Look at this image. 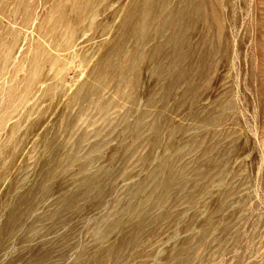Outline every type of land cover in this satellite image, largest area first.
<instances>
[{
	"label": "rangeland",
	"instance_id": "obj_1",
	"mask_svg": "<svg viewBox=\"0 0 264 264\" xmlns=\"http://www.w3.org/2000/svg\"><path fill=\"white\" fill-rule=\"evenodd\" d=\"M222 1L163 102L172 66L120 77L135 0H0V264H264V0Z\"/></svg>",
	"mask_w": 264,
	"mask_h": 264
},
{
	"label": "bare ground",
	"instance_id": "obj_2",
	"mask_svg": "<svg viewBox=\"0 0 264 264\" xmlns=\"http://www.w3.org/2000/svg\"><path fill=\"white\" fill-rule=\"evenodd\" d=\"M219 1L220 0H135L133 11L130 13L131 22L128 26L136 30L131 33V37L129 36L128 39L136 38V41L139 43V51L136 53H129L130 56L128 55L127 60H123L122 63L119 64V69L122 73L120 77L123 84H127L128 87L131 86L133 88L144 73L142 70L146 64H158L154 72V75L158 79L165 76L168 70L171 71L172 66V70L176 72L169 77L168 82L164 85L160 101H169L172 93H177L178 88L181 89V98L192 96L190 94H192L191 92L194 91L193 89L196 85L193 82V78H195L197 73H201L206 65L205 62L208 56L216 53L214 43L217 38L216 36H218L221 30L220 16L218 13L220 9H218ZM223 1L225 8L229 6L230 0ZM251 2L253 3V1ZM263 23L262 25H264ZM203 27L205 32L201 33ZM145 28L146 30H144ZM159 40H162L160 41L161 43H158ZM147 41L149 43L153 42L149 50H145V47H143ZM167 47H172L171 54L169 53V55L173 57L166 68L160 69V64L164 56L163 52L167 50ZM116 51L120 53L123 51L125 57L128 54V52L126 54L124 53V42L123 46H121L120 42ZM225 52H227L226 49ZM175 58H177L178 61L175 60ZM130 67L137 68L136 75L139 74L137 81L136 79L130 81L129 79H125V71ZM102 71L107 79L108 76L112 74L111 72L113 69L105 67ZM155 129H158L157 125H155ZM153 146H155V144ZM174 181L175 178L173 177V173L167 171L165 182L158 191L159 202L156 205L162 207L167 204L168 193ZM74 201L75 199H72L68 203V209L74 206ZM15 217L16 215H14V218ZM15 223H18L16 218L12 226L6 230V236L17 226Z\"/></svg>",
	"mask_w": 264,
	"mask_h": 264
}]
</instances>
